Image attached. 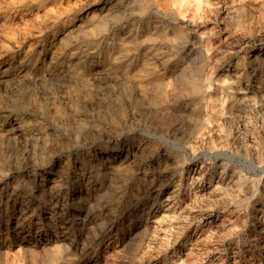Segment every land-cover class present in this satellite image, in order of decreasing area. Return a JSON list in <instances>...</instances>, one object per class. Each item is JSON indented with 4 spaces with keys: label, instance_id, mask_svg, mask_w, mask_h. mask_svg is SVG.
Listing matches in <instances>:
<instances>
[{
    "label": "rangeland",
    "instance_id": "obj_1",
    "mask_svg": "<svg viewBox=\"0 0 264 264\" xmlns=\"http://www.w3.org/2000/svg\"><path fill=\"white\" fill-rule=\"evenodd\" d=\"M72 1H0V264H264V171L247 168L264 166V0ZM193 99L212 123L186 137Z\"/></svg>",
    "mask_w": 264,
    "mask_h": 264
},
{
    "label": "bare ground",
    "instance_id": "obj_2",
    "mask_svg": "<svg viewBox=\"0 0 264 264\" xmlns=\"http://www.w3.org/2000/svg\"><path fill=\"white\" fill-rule=\"evenodd\" d=\"M1 2H2V0H0ZM4 1V0H3ZM74 1V0H73ZM72 1V2H73ZM77 1H79V0H77ZM76 1V2H77ZM80 1H82V0H80ZM88 1V0H87ZM95 1V0H94ZM94 1H93V3H94ZM100 1V0H99ZM159 1V0H158ZM38 2V1H37ZM84 2V1H83ZM160 2L162 3V1L160 0ZM167 2V1H166ZM65 3H67V2H65ZM81 3V2H80ZM79 3V4H80ZM84 3H86V1L84 2ZM83 3V4H84ZM155 3V2H154ZM157 3H159V2H157ZM74 4V3H73ZM82 5V4H81ZM95 5V4H94ZM3 6V5H2ZM50 6V5H49ZM74 6V5H73ZM76 6V5H75ZM158 6H159V4H158ZM81 7V6H80ZM97 7V6H96ZM6 8V7H5ZM54 8V7H53ZM71 8V7H70ZM51 9H52V7H51ZM51 9H49V10H51ZM69 9V8H68ZM162 9V8H161ZM1 10H3V8L1 9ZM55 10V9H54ZM58 10V9H57ZM57 10H55L54 12H56ZM63 10V9H62ZM144 10V9H143ZM142 10V11H143ZM167 10H168V8H167ZM170 10V9H169ZM44 11H45V9H44ZM43 11V12H44ZM52 11V10H51ZM7 12V11H6ZM60 12V11H59ZM62 12V11H61ZM66 12V11H65ZM78 12V11H77ZM166 12V11H165ZM3 13V12H2ZM45 13H46V11H45ZM48 14H49V12H47ZM173 13H175V12H173ZM3 14H5V13H3ZM8 14H10V13H8ZM60 14V13H59ZM70 14V13H69ZM53 16L55 15V18H56V14H52ZM51 15V16H52ZM57 15H58V13H57ZM154 15V14H153ZM47 16V15H46ZM60 16V15H59ZM175 16V15H174ZM5 17V16H4ZM14 17V16H13ZM58 17V16H57ZM3 18V17H2ZM49 18V17H48ZM6 19V18H5ZM57 19V18H56ZM58 19H59V17H58ZM65 19V18H64ZM142 19V18H141ZM148 19V18H147ZM153 19V18H152ZM69 20V19H68ZM104 20V19H103ZM49 21V20H48ZM55 21V20H54ZM53 21V22H54ZM60 21V20H59ZM59 21H58V23H59ZM138 21V20H137ZM50 22V21H49ZM52 22V21H51ZM52 22V23H53ZM82 22V21H81ZM140 22V21H139ZM5 23H7V22H5ZM10 23H12V22H10ZM9 23V24H10ZM51 23V24H52ZM56 23V22H55ZM96 23H98V22H96ZM149 23V22H148ZM160 23V22H159ZM78 24V23H77ZM81 24V23H80ZM100 24V23H99ZM104 24V23H103ZM102 24V25H103ZM132 24V23H131ZM11 25V24H10ZM57 25V24H56ZM76 25V24H75ZM101 25V24H100ZM161 25V24H160ZM53 26V25H52ZM59 26H61V25H59ZM77 26H79V25H77ZM97 26H99V25H97ZM106 26V25H105ZM170 26V25H169ZM5 27V26H4ZM11 27V26H10ZM63 27V26H62ZM75 27V26H74ZM103 27V26H102ZM130 27H132V26H130ZM69 28V27H68ZM71 28V27H70ZM73 28V27H72ZM77 28V27H76ZM181 28V27H180ZM190 28V27H189ZM195 28V27H194ZM67 29V28H66ZM65 29V30H66ZM107 29V28H106ZM105 29V30H106ZM125 29V28H124ZM157 29V28H156ZM156 29H154V30H156ZM166 29V28H165ZM175 29V28H174ZM177 29V28H176ZM71 30V29H70ZM164 30V29H163ZM172 30V29H171ZM182 30V29H181ZM189 30H191V29H189ZM196 30V29H195ZM15 31V30H14ZM104 31V30H103ZM113 31V30H112ZM126 31V30H125ZM166 31V30H165ZM106 32V31H105ZM129 32V31H128ZM136 32V31H135ZM154 32V31H153ZM152 32V33H153ZM189 32V31H188ZM192 32V31H191ZM6 33V32H5ZM137 33V32H136ZM164 33V32H163ZM2 34H4V33H2ZM2 34H0V35H2ZM10 34V33H9ZM14 34H15V32H14ZM65 34V33H64ZM112 34V33H111ZM146 34V33H145ZM184 34V33H183ZM193 34V33H192ZM11 35V34H10ZM123 35V34H122ZM126 35V37H127V35L128 34H125ZM188 35V34H187ZM4 36V35H3ZM112 36V35H111ZM159 36V35H158ZM5 37V36H4ZM62 37V36H61ZM143 37V36H142ZM152 37H153V35H152ZM156 37V36H155ZM210 37V36H209ZM209 37H207L208 39H209ZM1 38V37H0ZM63 38V37H62ZM102 38H104V37H102ZM110 38H112V37H110ZM135 38V37H134ZM150 38H151V36H150ZM154 38V37H153ZM202 38V37H201ZM200 38V39H201ZM206 38V39H207ZM1 39H4V38H1ZM11 39V38H10ZM16 39V38H15ZM57 39H60L59 37L57 38ZM106 39V38H105ZM123 39V38H122ZM127 39V38H126ZM140 39V38H139ZM138 39V40H139ZM145 39V38H144ZM171 39V38H170ZM187 39V38H186ZM146 40V39H145ZM4 41V40H3ZM8 41H9V39H8ZM108 41V40H107ZM118 41V40H117ZM128 41V40H127ZM130 41V40H129ZM191 41V40H190ZM207 41V40H206ZM209 41V40H208ZM215 41V40H214ZM17 42V41H16ZM59 42V41H58ZM112 42V41H111ZM119 42H120V39H119ZM133 42V41H132ZM145 42V41H144ZM45 43V42H44ZM123 43V42H122ZM146 43V42H145ZM156 43V42H155ZM213 43H215V42H213ZM246 43H248V42H246ZM245 43V44H246ZM4 44V43H3ZM17 44V43H16ZM53 44V43H52ZM105 44V43H104ZM140 44V43H139ZM147 44V43H146ZM171 44V43H170ZM173 44V43H172ZM200 43H198V45H199ZM7 45V44H6ZM54 45H56V44H54ZM128 45V44H127ZM137 45V44H136ZM148 45V44H147ZM160 45V44H159ZM169 45V44H168ZM203 45V44H202ZM106 46V45H105ZM112 46V45H111ZM153 46V45H152ZM163 46V45H162ZM167 46V45H166ZM2 48H4V46H1ZM47 47V46H46ZM127 47V46H126ZM130 47V46H129ZM133 47V46H132ZM131 47V48H132ZM177 47V46H176ZM207 47V46H206ZM210 47V46H209ZM54 48V47H53ZM106 48V47H105ZM140 48V47H139ZM191 48V47H190ZM193 48V47H192ZM205 48V47H204ZM211 48V47H210ZM5 49V48H4ZM149 49V48H148ZM147 49V50H148ZM206 49V48H205ZM224 49V48H223ZM227 49V48H226ZM19 50V49H18ZM121 50V49H120ZM135 50V49H134ZM213 50H215V49H213ZM220 50V49H219ZM17 51V50H16ZM43 51H44V49H43ZM49 51V50H48ZM107 51V50H106ZM125 51V53H126V50H124ZM157 51V50H156ZM172 51V50H171ZM195 51V50H194ZM205 51V50H204ZM225 51V50H224ZM254 51V50H253ZM8 52V51H7ZM18 52V51H17ZM53 52V51H52ZM138 52V51H137ZM181 52V51H180ZM212 52V51H211ZM216 52V51H215ZM218 52V51H217ZM3 53V52H2ZM26 53V52H25ZM42 53V52H41ZM125 53H124V55H125ZM130 53V52H129ZM140 53V52H139ZM143 53V52H142ZM162 53V52H161ZM186 53V52H185ZM197 53H199V52H197ZM222 52H220V54H221ZM224 53V52H223ZM13 54V53H12ZM38 54H40V53H38ZM47 54H48V52H47ZM160 54V53H159ZM166 54H167V52H166ZM199 54H201V53H199ZM205 54V53H204ZM212 54V53H211ZM218 53H216V55H217ZM14 55V54H13ZM25 55V54H24ZM117 55H118V53H117ZM143 55V54H142ZM185 55V54H184ZM203 55V54H202ZM207 55V54H206ZM214 55V54H213ZM9 56V55H8ZM20 56V55H19ZM32 56H33V54H32ZM36 56V55H35ZM121 56V55H120ZM120 56H118V57H120ZM127 56V55H126ZM129 56V55H128ZM128 56H127V58H128ZM141 56V55H140ZM154 56V55H153ZM172 56V55H171ZM197 56V55H196ZM208 56V55H207ZM215 56V55H214ZM221 56V55H220ZM225 56V55H224ZM223 56V57H224ZM254 56V55H253ZM255 56H257V55H255ZM26 57H28V56H26ZM30 57V56H29ZM51 57H54L53 55L51 56ZM50 57V58H51ZM86 57V56H85ZM131 57V56H130ZM136 57H137V55H136ZM147 57V56H146ZM146 57H144V58H146ZM191 57V56H190ZM218 57V56H217ZM262 57H264V56H262ZM18 58V57H17ZM25 58V57H24ZM23 58V59H24ZM37 58V57H36ZM49 58V57H48ZM149 58V57H148ZM155 58V57H154ZM178 58V57H177ZM209 58H211L212 59V57H209ZM219 58V57H218ZM248 58V57H247ZM30 59V58H29ZM123 59V58H122ZM163 59V58H162ZM172 59H173V57H172ZM195 59H197V58H195ZM199 59V58H198ZM210 59V60H211ZM16 60V59H15ZM22 60V59H21ZM34 60V59H33ZM54 60V59H53ZM145 60V59H144ZM150 60V59H149ZM156 60V59H155ZM189 60H191V59H189ZM224 60V59H223ZM251 60V59H250ZM38 61V60H37ZM48 61V60H47ZM104 61V60H103ZM109 61V60H108ZM111 61V60H110ZM128 61H131V60H128ZM151 61H152V59H151ZM212 61V60H211ZM222 61V60H221ZM220 61V62H221ZM50 62V61H49ZM132 62V61H131ZM183 62V61H182ZM198 62V61H197ZM196 62V63H197ZM216 62H218V60H216ZM244 62V61H243ZM21 63H23V62H21ZM125 63V62H124ZM162 63H164V62H162ZM161 63V64H162ZM169 63V62H168ZM209 63H213V62H209ZM208 63V64H209ZM215 63V62H214ZM213 63V64H214ZM41 64V63H40ZM140 64V63H139ZM155 64V63H154ZM190 64H192V63H190ZM202 64V63H201ZM236 64L237 63H235V66H236ZM249 64V63H248ZM11 65H12V63H11ZM47 64H45V66H46ZM53 65H54V63H53ZM56 65V64H55ZM68 65H69V63H68ZM72 65V64H71ZM104 65V64H103ZM128 65V64H127ZM127 65H125V66H127ZM211 65V64H210ZM220 65V64H219ZM6 66H8V65H6ZM5 66V67H6ZM50 66V65H49ZM83 66V65H82ZM102 66V65H101ZM105 66H106V64H105ZM111 66V65H110ZM144 66V65H143ZM146 66H148V65H146ZM193 66V65H192ZM213 66V65H212ZM226 66V65H225ZM240 66V65H239ZM238 66V67H239ZM242 66V65H241ZM251 66H253V69H254V72L255 73H257L258 71H262V59H259V58H257V59H255L254 61H252V63H251ZM15 67V66H14ZM21 67V66H20ZM35 67V66H34ZM58 67H59V65H58ZM69 67V66H68ZM73 67V66H72ZM158 67V66H157ZM160 67V66H159ZM208 67V66H207ZM224 67V66H223ZM246 67V66H245ZM6 68H8V67H6ZM40 68V67H39ZM46 68V67H45ZM111 68V67H110ZM131 68V67H130ZM149 68H151V67H149ZM215 68V67H214ZM80 69V68H79ZM101 69V68H100ZM103 69V68H102ZM113 69V68H112ZM139 69V68H138ZM141 69V68H140ZM165 69H166V66H165ZM211 69V68H210ZM242 69V68H241ZM72 70H74L73 68H72ZM82 70V69H81ZM104 70V69H103ZM124 70V69H123ZM158 70V69H157ZM191 70V69H190ZM212 70V69H211ZM214 70V69H213ZM8 71V70H7ZM25 71V70H24ZM31 71V70H30ZM63 71V70H62ZM77 71V70H76ZM98 70H96V72H97ZM126 71H128V70H126ZM142 71V70H141ZM149 72H150V70H148ZM170 71H171V69H170ZM187 70H185V72H186ZM207 71H208V69H207ZM215 71V70H214ZM243 71V70H242ZM14 72V71H13ZM43 72V71H42ZM99 72V71H98ZM111 72V71H110ZM155 72H156V70H155ZM172 72V71H171ZM178 72V71H177ZM201 72V71H200ZM204 72V71H203ZM237 72V71H236ZM9 73V72H8ZM12 73V72H11ZM23 73V72H22ZM52 73V72H51ZM50 73V74H51ZM75 73V72H74ZM105 73V72H104ZM113 73V72H112ZM114 73H115V71H114ZM142 73V72H141ZM148 73V72H147ZM159 73V72H158ZM207 73V72H206ZM206 73H205V75H206ZM208 73H209V71H208ZM7 74V73H6ZM23 74H25V73H23ZM59 74V73H58ZM63 74V73H62ZM79 74V73H78ZM106 74H107V72H106ZM135 74H137V73H135ZM145 74V73H144ZM153 74V73H152ZM156 74H157V72H156ZM162 74V73H161ZM165 74V73H164ZM211 74V73H210ZM238 74H240V73H238ZM47 75H49V74H47ZM112 75V74H111ZM142 75H143V73H142ZM147 75V74H146ZM197 75V74H196ZM233 75H234V73H233ZM49 76H51V75H49ZM63 76H65V74L63 75ZM67 76H69V75H67ZM89 76V75H88ZM97 76V75H96ZM110 76V75H109ZM117 76H119V75H117ZM151 76V75H150ZM158 76V75H157ZM186 76H188L187 74H186ZM259 76V75H258ZM114 77V76H113ZM121 77V76H120ZM139 77H141V76H139ZM155 77V76H154ZM169 77V76H168ZM195 76H189V77H187V79H186V81H185V91L187 92V93H189L191 96H194V95H197V94H203V95H205V107L204 108H206V112L208 113V115L209 116H213V115H218V114H221L222 113V110H223V108L225 107V105H216L215 104V101L216 100H218L219 98L218 97H214V95H212V93H211V89H207V85L203 82V81H201L200 80V78L199 77H197V78H194ZM236 77V76H235ZM257 77V76H256ZM6 78V77H5ZM131 78V76L129 77V79ZM203 78H204V76H203ZM206 78V77H205ZM237 78V77H236ZM87 79V78H86ZM132 79V78H131ZM226 79V78H225ZM123 80V79H122ZM121 80V81H122ZM126 80V79H125ZM125 80H123V81H125ZM140 80V79H139ZM150 80V79H149ZM172 80V79H171ZM146 81H147V79H146ZM160 81V80H159ZM210 81V80H209ZM222 81V80H221ZM147 82H149V81H147ZM150 82H152V81H150ZM206 82H207V80H206ZM223 82H225V80L223 81ZM234 82V81H233ZM131 83H132V81H131ZM140 83V82H139ZM143 83V82H142ZM172 83V82H171ZM232 83V82H231ZM230 83V84H231ZM177 84V83H176ZM209 84V83H208ZM152 85V84H151ZM210 85V84H209ZM232 85V84H231ZM235 85V84H234ZM233 85V86H234ZM237 85V84H236ZM235 85V86H236ZM134 86V85H133ZM132 86V87H133ZM137 86V85H136ZM135 86V87H136ZM154 86V85H153ZM163 86V85H162ZM160 87V86H159ZM176 87H178V86H176ZM209 87V86H208ZM220 87V86H219ZM228 87V86H227ZM152 88H154L155 89V87H152ZM164 88H165V86H164ZM211 88V87H210ZM215 89V88H214ZM221 89V88H220ZM224 89V88H223ZM222 89V90H223ZM228 89V88H227ZM236 89V88H235ZM164 90V89H163ZM167 90V89H166ZM165 91V90H164ZM168 91V90H167ZM235 91V90H234ZM151 92H153V90L151 91ZM233 92V91H232ZM147 93V92H146ZM168 93V92H167ZM217 93V92H216ZM227 93V92H226ZM229 93V92H228ZM145 94V93H144ZM174 94V93H173ZM180 94H182V93H180ZM219 94V93H218ZM263 94V93H262ZM226 95V94H225ZM251 95V94H250ZM153 96V95H152ZM243 96V95H242ZM157 97V96H156ZM190 97V96H189ZM230 97V96H229ZM252 97V96H251ZM163 98V97H162ZM169 98V97H168ZM185 98V97H184ZM232 98V97H231ZM190 99V98H189ZM204 99V98H203ZM222 99H224V98H222ZM240 99V98H239ZM180 100V99H179ZM178 100V101H179ZM191 100V99H190ZM221 100V99H220ZM168 101V100H167ZM246 101V99L244 98V102ZM249 101V100H248ZM165 102V101H164ZM172 102V101H171ZM174 102V101H173ZM183 102V101H182ZM219 102H221V101H219ZM218 102V103H219ZM179 103V102H178ZM203 103V102H202ZM227 103V102H226ZM241 103V102H240ZM251 103V102H250ZM169 104V103H168ZM174 104H176V103H174ZM200 104H201V102H199L198 100H196V99H193V101L191 102V108H192V111L191 112H193V116H192V118L190 117V119H193V125L192 126H189L190 124L188 123V128H187V125H184V126H186V128H187V131H186V134H185V136L186 137H188L190 134H193L194 132H198V131H200V130H202V129H204V128H207L208 127V125L209 124H211L212 122H211V118L209 117V116H205L204 115V113H203V109H202V106H200ZM220 104V103H219ZM228 105V104H227ZM158 106V105H157ZM165 106V105H164ZM184 106V105H183ZM176 107V106H175ZM230 107V106H229ZM236 107V106H235ZM228 108V107H227ZM163 109V108H162ZM232 109V108H231ZM159 110V109H158ZM179 110V109H178ZM205 110V109H204ZM212 110H213V112H212ZM167 111H169L168 110V108H167ZM172 111V110H171ZM230 111V110H229ZM155 112V111H154ZM174 112V111H173ZM6 113H8V112H6ZM173 114V113H172ZM171 114V115H172ZM8 115V114H7ZM159 115H161L160 113H159ZM175 115V114H174ZM180 115V114H179ZM187 115V114H186ZM17 116V115H16ZM167 116V115H166ZM165 116V117H166ZM169 116V115H168ZM7 117V116H6ZM178 117V116H177ZM177 117L175 118V119H177ZM219 117V116H218ZM8 118V117H7ZM160 118V117H159ZM158 118V119H159ZM163 118V117H162ZM9 119V118H8ZM7 119V120H8ZM165 119H167V118H165ZM169 119V118H168ZM189 119V121H191ZM164 120V119H163ZM13 121V120H12ZM157 121V120H156ZM169 121H170V119H169ZM169 121H168V123H169ZM176 121V120H175ZM217 122L219 121V120H216ZM252 121H253V119H252ZM252 121H248L249 123L250 122H252ZM20 122V121H19ZM223 122V121H222ZM248 122H246V123H248ZM9 123V122H8ZM16 123H17V121H16ZM167 123V124H168ZM181 123V122H180ZM186 123V122H185ZM184 123V124H185ZM214 123V122H213ZM160 124V123H159ZM165 124V123H164ZM166 124V125H167ZM161 125V124H160ZM213 125V124H212ZM211 125V126H212ZM216 125V124H215ZM252 125V124H251ZM17 126V125H16ZM19 126V125H18ZM219 126V124L217 125V127ZM14 127V126H13ZM163 127V126H162ZM164 127H165V125H164ZM210 127V126H209ZM208 127V128H209ZM217 127H216V129H217ZM222 129H224L223 127H222V123H221V126H220ZM166 128V127H165ZM177 128V127H176ZM207 128V129H208ZM219 128V127H218ZM252 128V127H251ZM250 128V129H251ZM8 129V128H7ZM212 131H213V129H212V127L210 128ZM222 129H220V130H222ZM163 130V129H162ZM179 130V129H178ZM1 131V130H0ZM23 131V130H22ZM166 131V130H165ZM173 131V130H172ZM171 131V132H172ZM224 131V130H223ZM20 132V131H19ZM202 132V131H201ZM216 132V131H215ZM226 132V131H225ZM9 133V132H8ZM17 133V132H16ZM21 133V132H20ZM181 133V132H180ZM217 133V132H216ZM12 134V133H11ZM10 134V135H11ZM169 134V133H168ZM167 134V135H168ZM172 134V133H171ZM213 134V135H212ZM211 134V136H209V137H207L206 139L207 140H209L211 143H212V147H214V146H218V145H225L224 144V142H223V137L222 136H224V134L221 136V135H216V134H214V133H212ZM218 134V133H217ZM220 134V133H219ZM228 134V133H227ZM177 135V134H176ZM195 135V134H194ZM5 136V135H4ZM9 136V135H8ZM162 136V135H161ZM169 136V135H168ZM179 136V135H178ZM6 137V136H5ZM11 137V136H10ZM14 137V136H13ZM163 137H164V135H163ZM166 137V136H165ZM192 137V136H191ZM162 138V137H161ZM160 138V139H161ZM176 138V137H175ZM179 138H180V136H179ZM8 139V138H7ZM10 139V138H9ZM131 139V138H130ZM129 139V140H130ZM165 139V138H164ZM167 139H169V138H167ZM206 140V141H207ZM216 140H220L219 141V143H216ZM237 140V139H236ZM120 141V140H119ZM128 141V140H127ZM135 141V140H134ZM166 141V140H165ZM137 142V141H136ZM172 142V141H171ZM237 142V141H236ZM155 143V142H154ZM235 143V142H234ZM9 144V143H8ZM185 144H187V143H185ZM184 144V145H185ZM229 144V146H230V143H228ZM109 145V144H108ZM208 145V144H207ZM118 146V145H117ZM143 146V145H142ZM153 146V145H152ZM248 146V145H247ZM175 147V146H174ZM185 147V146H184ZM233 147V146H232ZM245 147V146H244ZM249 147V146H248ZM260 147V146H259ZM104 148V147H103ZM110 148V147H109ZM115 148V151H118V148L117 147H114ZM197 148V147H196ZM203 148V147H202ZM207 148H209V146L207 147ZM252 148V147H251ZM254 148V147H253ZM256 148V147H255ZM121 149V148H120ZM164 149V148H163ZM219 149V148H218ZM124 150V149H123ZM133 150V149H132ZM137 150V149H136ZM152 150V149H151ZM229 150H231V149H229ZM241 150V149H240ZM247 150V149H246ZM252 150V149H251ZM130 151H131V149H130ZM157 151V150H156ZM165 151V150H164ZM180 151V150H179ZM126 152V151H125ZM184 152V151H183ZM242 152V151H241ZM110 153V152H109ZM121 153V152H120ZM132 153V152H131ZM139 153V152H138ZM138 153H136L137 155H138ZM185 153V152H184ZM252 153H253V151H252ZM251 153V154H252ZM83 154V153H82ZM114 154V153H113ZM135 154V155H136ZM169 154V153H168ZM191 154V153H190ZM256 154H257V152H256ZM202 155V154H201ZM205 155H206V157L207 158H209V159H211L212 160V158H217V157H221V158H228L229 160H233L234 158H236V156L237 155H233V154H227V153H225V152H222V151H215L214 153H211V152H207V153H205ZM254 155V154H253ZM259 155V154H258ZM262 155H264V154H262ZM83 156V155H82ZM109 156V155H108ZM117 156V155H116ZM142 156V155H141ZM241 156V155H240ZM245 156V155H244ZM100 157V156H99ZM133 157V156H132ZM136 157V156H135ZM162 157V156H161ZM190 157V156H189ZM249 157V156H248ZM257 157H259V156H257ZM103 158V157H102ZM115 158V157H114ZM142 158H143V156H142ZM145 158V157H144ZM200 158V157H199ZM247 158V157H246ZM256 158V157H255ZM104 159V158H103ZM133 159V158H132ZM249 159V158H248ZM20 160V159H19ZM118 160V159H117ZM142 160V159H141ZM163 160V159H162ZM165 160V159H164ZM185 160V159H184ZM130 161V160H129ZM147 161V160H146ZM151 161V160H150ZM223 161H225V160H223ZM240 161V160H239ZM90 162V161H89ZM132 162V161H131ZM135 162H136V160H135ZM166 162V161H165ZM168 162V161H167ZM179 162V161H178ZM185 162V161H184ZM244 162H246V160H244ZM130 163V162H129ZM134 163V162H133ZM133 163H132V166H133ZM137 163V162H136ZM162 163V162H161ZM239 165H241V166H244V167H246L245 165H247V164H245V163H243V164H245V165H242V163L241 162H237ZM256 163V162H255ZM19 164H20V162H19ZM68 164V163H67ZM108 164V163H107ZM141 164V163H140ZM172 164H174V163H172ZM180 164H184V163H180ZM19 166V165H18ZM127 166H129V165H127ZM3 167V166H2ZM48 167V166H47ZM76 167V166H75ZM138 167V166H137ZM164 167V166H163ZM179 167V166H178ZM249 167L250 168H252L253 170H254V172L255 173H257L258 171L257 170H259L260 172H263L264 171V166H261V167H258V166H256V165H254V164H248L247 165V168L249 169ZM4 168V167H3ZM112 168V167H111ZM142 168V167H141ZM172 168H173V166H172ZM175 168V167H174ZM173 168V169H174ZM17 169V168H16ZM48 169V168H47ZM105 169V168H104ZM119 169H121V167L119 168ZM137 169V168H136ZM135 169V170H136ZM248 169H246L247 171H248ZM83 170V169H82ZM112 170V169H111ZM46 171V170H45ZM117 171V170H116ZM79 172V171H78ZM171 172H172V170H171ZM4 173V172H3ZM40 173V172H39ZM149 173V172H148ZM170 173V172H169ZM9 174V173H8ZM42 174V173H41ZM63 174V173H62ZM61 174V175H62ZM73 174V173H72ZM80 174V173H79ZM97 174V173H96ZM151 174V173H150ZM160 174V173H159ZM163 174V173H162ZM259 174V173H258ZM40 175V174H39ZM44 175H46V174H44ZM54 175V174H53ZM152 175V174H151ZM154 175V174H153ZM172 175V174H171ZM239 175H241V174H239ZM262 175V174H261ZM14 176V175H13ZM35 176V175H34ZM170 176V175H169ZM12 177V176H11ZM28 177V176H27ZM1 178V177H0ZM170 178V177H169ZM82 179V178H81ZM105 179H107V178H105ZM135 179V178H134ZM163 179V178H162ZM165 179V178H164ZM164 179H163V181H164ZM11 180H12V178H11ZM47 180V179H46ZM152 180V179H151ZM150 180V181H151ZM239 180V179H238ZM58 182V181H57ZM107 182H108V180H107ZM140 182V181H139ZM145 182V181H144ZM159 182V181H158ZM259 182V181H258ZM258 182H256V184L258 183ZM32 183V182H31ZM53 183V182H52ZM88 183V182H87ZM99 184V183H98ZM104 184V183H103ZM149 184V183H148ZM151 184H153V183H151ZM255 184V183H254ZM33 185V184H32ZM44 185V184H43ZM158 185V184H157ZM156 185V186H157ZM251 185V184H250ZM258 185V184H257ZM29 186V185H28ZM107 186V185H106ZM140 186V185H139ZM144 186V185H143ZM160 186V185H159ZM141 187V186H140ZM149 187V186H148ZM257 187V186H256ZM264 187V186H263ZM110 188V187H109ZM118 188V187H117ZM158 188V187H157ZM98 189V188H97ZM103 189V188H102ZM101 189V190H102ZM113 189V188H112ZM131 189V188H130ZM152 189V188H151ZM257 189H259V188H257ZM2 190V189H1ZM82 190V189H81ZM156 190V189H155ZM254 190V189H253ZM133 191V190H132ZM148 191V190H147ZM242 191H243V189H242ZM263 191V190H262ZM261 191V192H262ZM17 192V191H16ZM27 192V191H26ZM33 192V191H32ZM63 192V191H62ZM113 192V191H112ZM141 192H143V190L141 191ZM154 192H156V191H154ZM246 192V191H245ZM94 193V192H93ZM122 193V192H121ZM130 193V192H129ZM239 193V192H238ZM240 193H242V192H240ZM239 193V194H240ZM253 193V192H252ZM260 193V192H259ZM79 194V193H78ZM111 194V193H110ZM141 194V193H140ZM245 194H247V193H245ZM250 194H251V192H250ZM87 195V194H86ZM112 195V194H111ZM145 195V194H144ZM157 195V194H156ZM236 195V194H235ZM241 195V194H240ZM60 196V195H59ZM146 196V195H145ZM148 196V195H147ZM146 196V197H147ZM242 197H243V195H241ZM56 197V196H55ZM54 197V198H55ZM74 197V196H73ZM92 197V196H91ZM119 197V196H118ZM149 197V196H148ZM236 197V196H235ZM250 197V196H249ZM248 197V198H249ZM252 197V196H251ZM1 198V197H0ZM69 198V197H68ZM93 198V197H92ZM238 198H240V197H238ZM258 198V197H257ZM264 198V197H263ZM112 199V198H111ZM144 199V198H143ZM146 199V198H145ZM156 199V198H155ZM223 199V198H222ZM225 199V198H224ZM60 200V199H59ZM131 200V199H130ZM148 200V199H147ZM226 200V199H225ZM239 200V199H238ZM16 201V200H15ZM39 201V200H38ZM95 201V200H94ZM132 201V200H131ZM233 201V200H232ZM246 201H247V199H246ZM30 202V201H29ZM59 202V201H58ZM106 202V201H105ZM147 202V201H146ZM152 202H154V201H152ZM235 202V201H234ZM240 202V201H239ZM249 202V201H248ZM89 203V202H88ZM115 203V202H114ZM114 203H113V205H114ZM140 203V202H139ZM157 203V202H156ZM217 203V202H216ZM219 203V202H218ZM223 203V202H222ZM227 203V202H226ZM229 203V202H228ZM244 203V202H243ZM242 203V204H243ZM8 204V203H7ZM57 204V203H56ZM84 204V203H83ZM82 204V205H83ZM151 204H153V203H151ZM238 204V203H237ZM253 204V203H252ZM125 205V204H124ZM146 205V204H145ZM225 205V204H224ZM244 205V204H243ZM251 205V204H250ZM152 206V205H151ZM87 207V206H86ZM149 207V206H148ZM38 208V207H37ZM81 208V207H80ZM228 208V207H227ZM252 208V207H251ZM255 208V207H254ZM15 209V208H14ZM84 209H86V208H84ZM88 209V208H87ZM223 209V208H222ZM245 209V208H244ZM262 209V208H261ZM10 210V209H9ZM225 210V209H224ZM96 211V210H95ZM231 211V210H230ZM8 212V211H7ZM20 212V211H19ZM104 212V211H103ZM106 212V211H105ZM137 212V211H136ZM227 212V211H226ZM261 212V211H260ZM17 213V212H16ZM70 213V212H69ZM87 213V212H86ZM88 214V213H87ZM116 214V213H115ZM77 215V214H76ZM99 215H100V213H99ZM105 215V214H104ZM109 215V214H108ZM126 215V214H125ZM189 215V214H188ZM192 215H193V213H192ZM5 216V215H4ZM106 216V215H105ZM114 216V215H113ZM138 217V216H137ZM143 217V216H142ZM144 217H145V215H144ZM43 218V217H42ZM196 218V217H195ZM65 219V218H64ZM94 219V218H93ZM97 219V218H96ZM109 219V218H108ZM143 219V218H142ZM145 219V218H144ZM34 220H36V219H34ZM77 220V219H76ZM98 220V219H97ZM105 220V219H104ZM190 220V219H189ZM193 220H195V219H193ZM14 221V220H13ZM12 222V221H11ZM62 222V221H61ZM73 222V221H72ZM79 222V221H78ZM116 222V221H115ZM136 222V221H135ZM222 222V221H221ZM220 222V223H221ZM41 223V222H40ZM142 223V222H141ZM94 224V223H93ZM144 224V223H143ZM149 224V223H148ZM235 224V223H234ZM12 225V224H11ZM66 225V224H65ZM54 226V225H53ZM27 227V226H26ZM71 227V226H70ZM129 227V226H128ZM144 227V226H143ZM146 227V226H145ZM144 227V228H145ZM187 227V226H186ZM189 227V226H188ZM238 228V227H237ZM21 229V228H20ZM26 229V228H25ZM65 229V228H64ZM149 229H150V227H149ZM22 230V229H21ZM34 230V229H33ZM47 230V229H46ZM62 230V229H61ZM140 230V229H139ZM238 230V229H237ZM36 231V230H35ZM133 231V230H132ZM33 232V231H32ZM61 232V231H60ZM115 232V231H114ZM134 232H136V231H134ZM133 232V233H134ZM138 232V231H137ZM141 232H143V230H141ZM140 231H139V233H141ZM56 233V232H55ZM99 233V232H98ZM129 233V232H128ZM146 233V232H145ZM73 234V233H72ZM84 234V233H83ZM138 234V233H137ZM233 234V233H232ZM235 234V233H234ZM7 235V234H6ZM9 235V234H8ZM33 235V234H32ZM54 235V234H53ZM127 235V234H126ZM145 235V234H144ZM143 235V236H144ZM237 235V234H236ZM58 236V235H57ZM62 236V235H61ZM65 236V235H64ZM70 236V235H69ZM19 237V236H18ZM44 237V236H43ZM229 237V236H228ZM235 237V236H234ZM62 238H64V237H62ZM140 238V237H139ZM184 238V237H183ZM5 239H6V237H5ZM39 239V238H38ZM131 239V238H130ZM7 240V239H6ZM29 241H30V239H29ZM41 241V240H40ZM60 241V240H59ZM86 241V240H85ZM234 241V240H233ZM237 241V240H236ZM248 241V240H247ZM19 243H18V245H17V247L16 248H14L15 249V251H16V253L18 254V253H20V251H21V249L24 247V245L22 244V242H24V241H18ZM28 242V241H27ZM66 242V241H65ZM136 242V241H135ZM137 242H138V240H137ZM215 242V241H214ZM8 243V242H7ZM30 243V242H29ZM57 243V242H56ZM60 243V242H59ZM63 243V242H62ZM75 243V242H74ZM81 243V242H80ZM140 243V242H139ZM35 244H36V242H35ZM123 244V243H122ZM238 244V243H237ZM40 245V244H39ZM97 245V244H96ZM132 245H133V243H132ZM262 245V244H261ZM51 246V245H50ZM75 246V245H74ZM247 246V245H246ZM32 247V246H31ZM69 247V246H68ZM40 248V247H39ZM125 248V247H124ZM238 248V247H237ZM86 249V248H85ZM130 249V248H129ZM5 250H7V249H5ZM128 250V249H127ZM0 251H2V249L0 250ZM12 251V250H11ZM14 251V252H15ZM40 251H42V250H40ZM10 252V251H9ZM15 253V254H16ZM93 253V252H92ZM78 254V253H77ZM242 255V254H241ZM12 256V255H11ZM16 256V255H15ZM48 256V255H47ZM88 256V255H87ZM96 256V255H95ZM10 257V256H9ZM18 257V256H17ZM28 257V256H27ZM236 257V256H235ZM12 258V257H11ZM129 258V257H128ZM195 258V257H194ZM85 259H87V258H85ZM235 260H237V259H235ZM262 260V259H261ZM13 261H14V259H13ZM94 261V260H93ZM260 261V260H259ZM35 262V261H34ZM63 264H82V260H80L79 259V257H77L75 254H73V253H71V252H66V253H64V258H63V261H61ZM85 263V262H84ZM29 264V263H28ZM40 264V263H39ZM89 264V263H88Z\"/></svg>",
    "mask_w": 264,
    "mask_h": 264
}]
</instances>
